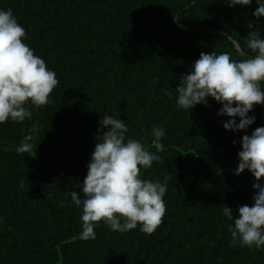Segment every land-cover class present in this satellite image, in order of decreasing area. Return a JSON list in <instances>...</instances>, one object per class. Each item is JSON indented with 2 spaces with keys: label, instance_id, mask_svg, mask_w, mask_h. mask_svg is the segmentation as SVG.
Returning a JSON list of instances; mask_svg holds the SVG:
<instances>
[{
  "label": "trees",
  "instance_id": "1",
  "mask_svg": "<svg viewBox=\"0 0 264 264\" xmlns=\"http://www.w3.org/2000/svg\"><path fill=\"white\" fill-rule=\"evenodd\" d=\"M256 8L255 0L235 8L227 0H0L59 81L48 104H26L31 119L0 124V264H264V249L232 243L234 221L222 215L253 204L255 178L234 170L243 135L264 126V105L249 113L246 132L225 130L229 118L212 98L176 106L180 79L202 52L239 60L238 41L254 55L244 41L257 29L264 35ZM103 115L124 120L126 137L160 157L140 171L167 181L163 222L150 235L101 221L96 239L78 237L82 207L69 193L83 195L90 154L108 130L98 131ZM154 126L165 130L158 153ZM26 136L31 150L18 154Z\"/></svg>",
  "mask_w": 264,
  "mask_h": 264
},
{
  "label": "clouds",
  "instance_id": "2",
  "mask_svg": "<svg viewBox=\"0 0 264 264\" xmlns=\"http://www.w3.org/2000/svg\"><path fill=\"white\" fill-rule=\"evenodd\" d=\"M193 3L196 0H192ZM253 0H227L230 8L250 6ZM253 16L264 17V0H255ZM248 27L253 28L249 22ZM231 41V37H227ZM25 28L18 22L11 9H0V124L6 121L22 123L31 119V104L41 107L49 103L50 94L59 81L46 62L34 54L24 41ZM241 59H232L229 52H202L189 73L182 75L176 88L178 109H194L208 105L209 98L221 105L218 115L229 119L223 123L225 130L247 131L255 122V105H264V35L259 29L251 31L244 41L249 55L238 41H232ZM171 95V94H169ZM239 118V122H237ZM103 131L95 144L87 164V174L82 182V194L70 192L72 203L82 207V230L79 239H96V225L103 221L114 232L136 229L152 234L163 222L166 212L165 194L167 181L140 178L141 168L147 169L159 155L147 150L140 140L127 138L128 126L120 118L103 115L98 121ZM145 135H149L145 131ZM150 135L157 153L162 151L165 136L163 127H153ZM31 136L24 137L17 146V153L31 150ZM237 141L233 140V144ZM238 166L235 175L248 170L255 178L252 188L256 194L251 206L238 208L234 218L229 206L222 215L234 224L228 226L232 243L241 247L264 249V126L257 127L251 135L239 141Z\"/></svg>",
  "mask_w": 264,
  "mask_h": 264
}]
</instances>
